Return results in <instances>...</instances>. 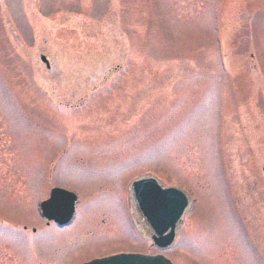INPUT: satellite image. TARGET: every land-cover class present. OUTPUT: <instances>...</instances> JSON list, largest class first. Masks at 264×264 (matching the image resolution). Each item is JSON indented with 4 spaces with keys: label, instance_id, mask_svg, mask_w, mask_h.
Returning <instances> with one entry per match:
<instances>
[{
    "label": "rangeland",
    "instance_id": "rangeland-1",
    "mask_svg": "<svg viewBox=\"0 0 264 264\" xmlns=\"http://www.w3.org/2000/svg\"><path fill=\"white\" fill-rule=\"evenodd\" d=\"M147 176L189 199L165 250ZM119 253L264 264V0H0V264Z\"/></svg>",
    "mask_w": 264,
    "mask_h": 264
},
{
    "label": "water",
    "instance_id": "water-1",
    "mask_svg": "<svg viewBox=\"0 0 264 264\" xmlns=\"http://www.w3.org/2000/svg\"><path fill=\"white\" fill-rule=\"evenodd\" d=\"M44 61V57L41 58ZM136 206L153 232L151 241L159 250L169 248L174 241L175 228L188 207L183 192L162 188L154 178H141L131 183ZM76 196L59 188L50 191L49 198L40 205L41 215L48 221L66 225L73 216ZM84 264H171L161 255L144 256L120 254Z\"/></svg>",
    "mask_w": 264,
    "mask_h": 264
},
{
    "label": "flooded vegetation",
    "instance_id": "flooded-vegetation-1",
    "mask_svg": "<svg viewBox=\"0 0 264 264\" xmlns=\"http://www.w3.org/2000/svg\"><path fill=\"white\" fill-rule=\"evenodd\" d=\"M45 65V67H46V70H49V71H53L52 70V67L50 66V64H44Z\"/></svg>",
    "mask_w": 264,
    "mask_h": 264
}]
</instances>
